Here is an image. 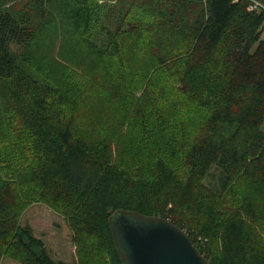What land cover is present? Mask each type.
<instances>
[{"label": "trees", "instance_id": "trees-1", "mask_svg": "<svg viewBox=\"0 0 264 264\" xmlns=\"http://www.w3.org/2000/svg\"><path fill=\"white\" fill-rule=\"evenodd\" d=\"M45 38L92 77L86 125L82 95L44 69ZM146 82H169L197 116L145 151L155 135L130 102ZM263 125L264 12L246 0H0V257L66 264L18 223L40 198L66 217L77 264H121L118 209L169 220L210 264H264Z\"/></svg>", "mask_w": 264, "mask_h": 264}, {"label": "rangeland", "instance_id": "rangeland-1", "mask_svg": "<svg viewBox=\"0 0 264 264\" xmlns=\"http://www.w3.org/2000/svg\"><path fill=\"white\" fill-rule=\"evenodd\" d=\"M50 42V39L45 38L42 39V44L37 46V49L40 47L38 49L39 54L44 57L42 58L44 60V69L47 73H51L53 83L67 91L68 94L74 96L82 95V103L85 102V104L77 110L78 120L83 125H86L88 123L87 116L91 112L89 105L93 100L91 99L93 98L92 89L89 88V85L92 83V77L79 67L69 65L63 57L61 58L62 52L59 42ZM12 49L15 53L19 51L15 46H12ZM166 78L167 75L165 74L163 80L166 81ZM146 86L147 82L140 89L136 88L132 93V101L130 102V113L133 118L134 116L141 117L143 109H140V106L145 107L144 112L146 111V115L141 117V120H144L142 122H145L149 131L154 132L152 135H155V138L150 137V139H147L145 138L146 136H143L144 140H140L141 144H143L141 147L144 148L145 146V151L150 146L155 147L157 145L156 142L161 140L160 136L167 137L170 135L173 137L177 133L181 134L184 130L185 133L190 132L196 126L195 120L197 116L196 109L192 105L184 104L178 98L169 82H167V88L152 84L151 87L146 89ZM159 105L163 108L161 112L158 109ZM139 124L140 131H142L143 125ZM130 126V122L124 124L123 130L120 133L122 138L128 135L125 134L127 130L133 129V127L130 129ZM262 127L264 129V125ZM128 137L130 140H135L137 136L130 133L125 139H128ZM171 140L172 138L166 141L170 143ZM112 146L114 155L119 158L118 153L120 149H118V143L114 142ZM15 154H19L16 148ZM2 172L4 173V169L2 154H0V181L3 178ZM213 174L212 177L206 179V183L213 184L217 180L218 172L213 170ZM31 201L20 211L18 223L21 226H28L32 235L42 240L49 256L55 262L61 261L66 264H77V246L73 242L72 231L66 217L40 198ZM0 264H19V262L8 253H4L0 257Z\"/></svg>", "mask_w": 264, "mask_h": 264}, {"label": "water", "instance_id": "water-1", "mask_svg": "<svg viewBox=\"0 0 264 264\" xmlns=\"http://www.w3.org/2000/svg\"><path fill=\"white\" fill-rule=\"evenodd\" d=\"M109 228L121 264H210L188 234L163 217L118 209Z\"/></svg>", "mask_w": 264, "mask_h": 264}, {"label": "built area", "instance_id": "built-area-1", "mask_svg": "<svg viewBox=\"0 0 264 264\" xmlns=\"http://www.w3.org/2000/svg\"><path fill=\"white\" fill-rule=\"evenodd\" d=\"M239 1V0H235ZM248 2L249 11L264 12V3L260 0H246Z\"/></svg>", "mask_w": 264, "mask_h": 264}]
</instances>
